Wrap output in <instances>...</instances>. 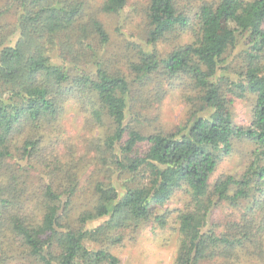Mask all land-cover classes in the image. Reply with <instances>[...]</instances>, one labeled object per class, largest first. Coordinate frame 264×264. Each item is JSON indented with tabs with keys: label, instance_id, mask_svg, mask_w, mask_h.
Masks as SVG:
<instances>
[{
	"label": "trees",
	"instance_id": "obj_1",
	"mask_svg": "<svg viewBox=\"0 0 264 264\" xmlns=\"http://www.w3.org/2000/svg\"><path fill=\"white\" fill-rule=\"evenodd\" d=\"M126 3L104 0L100 12L120 14ZM86 7L6 0L0 10V19L10 11L15 19L0 40V264H120L106 243L149 224L163 228L158 210L178 191L188 203L174 224L172 264H264V0H149L151 48L131 64L134 82L178 83L187 108L182 125L148 135L127 122L136 89L128 78L95 53L72 50L92 35L108 40ZM172 35L189 41L165 56L152 49ZM247 97L251 119L239 126L231 104ZM70 102L89 108L97 134L80 158L71 145L59 153L49 137ZM235 140L253 147L247 168L212 183ZM89 165L103 181L77 211ZM222 203L241 216L219 231L212 218Z\"/></svg>",
	"mask_w": 264,
	"mask_h": 264
},
{
	"label": "rangeland",
	"instance_id": "obj_2",
	"mask_svg": "<svg viewBox=\"0 0 264 264\" xmlns=\"http://www.w3.org/2000/svg\"><path fill=\"white\" fill-rule=\"evenodd\" d=\"M84 1L87 5V13L89 16H94L103 25L108 40L104 45H101L98 38L92 35L84 42V47L75 45L72 46V50L75 51L81 47L88 53H95L97 62L101 63L106 70L125 75L136 88L132 90L133 98L129 101L127 122L135 130L147 135L160 131L171 132L174 128L182 125L187 103L182 97L184 89L178 83H173L172 86L165 81L162 86L157 88L156 84L146 83L143 86H138L134 82L131 64L137 62L140 48L145 50L151 48L146 44L148 31L146 11L149 0H127L125 8L120 14L100 12L104 0ZM5 5L6 0H0V10H3ZM14 23L12 11L0 19V40L9 35L13 30ZM188 41L189 36L187 35L180 37L172 35L159 41L152 49L161 56H165L175 46L186 44ZM62 51L67 57L68 51L66 49ZM241 62V59L235 58L234 64L239 65ZM156 92L162 95V99L157 102L154 101L155 98L148 101L149 94L155 95ZM252 103L253 98L251 97L233 99L231 112L236 125L246 126L249 124ZM90 120L88 107L82 108L80 104L75 105L73 102L66 104L60 123L53 128L52 132L50 131L49 137L55 142L53 148L59 153H66L71 145V149H75V156L80 158L86 151V142L97 135L95 132H91ZM99 132L101 135L103 134L102 129ZM51 146L52 144L49 147L51 148ZM252 150L253 147L246 141L235 140L231 155L225 157L218 164L211 182L213 183L224 176L237 177L241 175L249 164V154ZM88 155L90 156L91 153ZM93 170L94 166L89 165L81 175V187L86 190V194L81 195L77 200L79 203L77 211L82 210L85 205H89L88 198H91L89 192L92 190L93 183L96 180L103 181V170H97L101 173H97L95 170L96 174ZM96 176L98 177L96 178ZM187 203L188 198L182 192H176L171 200L158 210V214L166 215V224L163 228L149 224L134 233H125L121 240L114 241V238L105 246H109L110 252L118 257L120 264H172L177 251V235L174 224L178 212L184 210ZM240 216V211L222 203L214 210L212 219L217 224L218 230L222 231L228 222L236 220Z\"/></svg>",
	"mask_w": 264,
	"mask_h": 264
}]
</instances>
